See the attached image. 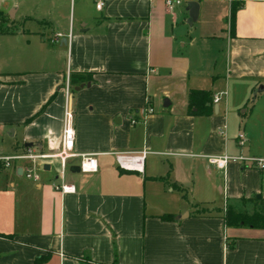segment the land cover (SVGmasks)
I'll return each instance as SVG.
<instances>
[{
  "label": "crops",
  "instance_id": "obj_1",
  "mask_svg": "<svg viewBox=\"0 0 264 264\" xmlns=\"http://www.w3.org/2000/svg\"><path fill=\"white\" fill-rule=\"evenodd\" d=\"M98 1L0 0L16 27L0 35V156L57 154L66 84L89 74L72 97L73 153L97 162L81 174L68 160L63 181L57 159L35 167L37 181L24 162L0 163V235L12 238H0V264H264V229L223 220L264 201V169L208 163L264 160V0H194L192 24L186 5ZM190 91L211 94L210 115H189ZM142 150L143 174L116 167V153Z\"/></svg>",
  "mask_w": 264,
  "mask_h": 264
},
{
  "label": "built area",
  "instance_id": "obj_2",
  "mask_svg": "<svg viewBox=\"0 0 264 264\" xmlns=\"http://www.w3.org/2000/svg\"><path fill=\"white\" fill-rule=\"evenodd\" d=\"M165 6V9L168 12H172L176 7L187 5L189 1L194 0H162ZM103 6L102 2L99 0L96 3V9L100 10ZM70 86L68 83L65 87V105L63 111V120L61 128V144L60 149L57 154H42L39 152H34L31 148H25L22 153L13 154L10 156H0V163L3 167L8 168L15 164L16 162H24L25 164L21 167L22 175L27 179H32L37 181L38 177L35 174V167L39 164L51 160L57 159L60 169V178L63 181L64 171L67 167V161L73 158L79 159V172L81 174H93L97 172V162L94 155L90 154H74V143H75V130H74V109L72 106V98L70 95ZM153 113L151 108L142 112V116L146 117ZM137 121L133 118H130V124L135 125ZM238 145L243 146L245 142L244 135L240 133L237 136ZM115 164L116 167L124 172H135L138 174H143L145 160L147 157V152L142 150L139 152L132 153H116ZM241 161V162H250V165H255L259 170L264 169V160L263 159H251L247 160L242 157L234 158L230 156H220V157H209L208 163L218 169L219 171L225 173L228 163L232 161ZM63 194L74 193L75 188L73 186H68L62 184L60 187L56 188Z\"/></svg>",
  "mask_w": 264,
  "mask_h": 264
},
{
  "label": "trees",
  "instance_id": "obj_3",
  "mask_svg": "<svg viewBox=\"0 0 264 264\" xmlns=\"http://www.w3.org/2000/svg\"><path fill=\"white\" fill-rule=\"evenodd\" d=\"M239 9L237 3H231L230 14H229V24L231 29V36H234L235 29V18L236 13ZM1 16V15H0ZM1 35V32H0ZM92 83V76L89 74H71L69 85L71 91H76L79 87L89 85ZM212 98L211 94L206 91H190L188 94V113L191 116H208L212 113ZM44 109V108H43ZM42 109V110H43ZM260 209L259 211L250 215H244L236 213L232 208L228 207L224 214V224L227 227H247L253 229H264V201L258 200ZM162 221H171L172 216H162L160 217ZM1 239L12 240L10 236L0 235ZM46 258H37L33 264H42Z\"/></svg>",
  "mask_w": 264,
  "mask_h": 264
},
{
  "label": "rangeland",
  "instance_id": "obj_4",
  "mask_svg": "<svg viewBox=\"0 0 264 264\" xmlns=\"http://www.w3.org/2000/svg\"><path fill=\"white\" fill-rule=\"evenodd\" d=\"M237 5L239 6V4L237 3ZM7 22L5 21L3 16H0V32L1 33H8V32H12L16 30V27H13L9 24H6ZM6 24V25H4ZM75 91H71L70 95L71 98L74 97ZM235 210L236 212L240 213V214H244V215H252L253 213L259 211L260 206L258 203L256 202H241L235 205Z\"/></svg>",
  "mask_w": 264,
  "mask_h": 264
},
{
  "label": "water",
  "instance_id": "obj_5",
  "mask_svg": "<svg viewBox=\"0 0 264 264\" xmlns=\"http://www.w3.org/2000/svg\"><path fill=\"white\" fill-rule=\"evenodd\" d=\"M186 11H187L188 17H189L188 23L192 24V23L197 22L198 16H199V5H198V3L196 1H189L186 5ZM262 89H263V87H260V90H262ZM76 90H78V89H76ZM44 170L45 171L49 170V166L45 165ZM70 171L79 173V168L77 166H75V167H72ZM19 173H21V172L19 171Z\"/></svg>",
  "mask_w": 264,
  "mask_h": 264
}]
</instances>
